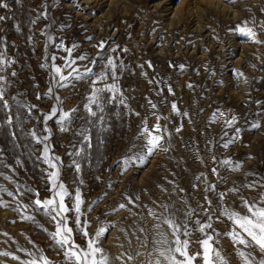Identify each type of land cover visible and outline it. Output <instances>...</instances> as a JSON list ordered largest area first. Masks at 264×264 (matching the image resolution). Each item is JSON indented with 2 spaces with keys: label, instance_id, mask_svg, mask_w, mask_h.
Here are the masks:
<instances>
[{
  "label": "rangeland",
  "instance_id": "rangeland-1",
  "mask_svg": "<svg viewBox=\"0 0 264 264\" xmlns=\"http://www.w3.org/2000/svg\"><path fill=\"white\" fill-rule=\"evenodd\" d=\"M106 1L0 0L7 5L0 7V17H6L0 20V88L8 104L0 102V187L7 190L0 192V264H75V257L65 256L68 247L53 238L62 217L53 220L54 213L34 203L54 195L52 169L42 159L45 145L49 157L60 158L54 162L57 183L69 193L66 207H73L77 189L81 193L79 226L75 211L64 214L79 249L87 250L103 227L97 246L112 264H145L159 239L154 225L174 239L157 219L164 213L187 225L190 235L180 239L189 241L192 264H204L200 242L206 236L213 237L209 243L226 264H245L240 251L258 264L264 253L233 242L227 235L233 225L221 209L248 214L242 200L264 193V0H111L110 18ZM109 58L115 80L106 67ZM73 67L93 71L59 87L60 76ZM113 83L115 92L101 93L103 112L92 104L97 116H91L85 105L93 89ZM54 105L77 110L67 130L57 123L59 112L45 121ZM157 124L161 148L143 163L126 165L125 158L146 143L143 128ZM237 163L239 169L232 170ZM205 222L212 227L199 231ZM210 259L215 264L214 253Z\"/></svg>",
  "mask_w": 264,
  "mask_h": 264
},
{
  "label": "snow or ice",
  "instance_id": "snow-or-ice-1",
  "mask_svg": "<svg viewBox=\"0 0 264 264\" xmlns=\"http://www.w3.org/2000/svg\"><path fill=\"white\" fill-rule=\"evenodd\" d=\"M227 2H232V0H227ZM0 7H7L6 4L0 5ZM6 17H0V20H4ZM246 23V22H245ZM240 31L246 35L255 36V33L251 31V29H245L243 27L240 28ZM259 42V41H256ZM100 47H103L101 44ZM79 60H87L88 58L86 56H80L78 57ZM5 60L3 58V54H0V64H4ZM10 63V62H9ZM92 64H95V61L91 62ZM106 67H111L113 69L111 78L115 80L116 78V72L115 68L116 65L113 63L112 59L109 58L107 60ZM93 69L91 67H86L83 71H81L79 68L73 67L72 70L68 73V76L65 77L63 75L60 76V81L58 82L59 87H64L65 83L64 81L68 80L69 78L81 80L84 79L85 76H91ZM56 72H60V69L57 68ZM15 75V73H13ZM239 75V74H238ZM107 78V73L102 71L99 74V79L104 80ZM4 77L0 76V81H3ZM94 84L96 81L93 82ZM105 90L110 92H115L117 90L115 83L108 86L106 85L105 88H94L92 95L89 97V104L85 105L86 109L89 111L90 115L93 117L97 116V112L92 110L90 105L95 104L97 109H99L100 112H103V107L101 106V93ZM171 91V89H169ZM52 89H49V94H51ZM60 98L57 97V100ZM0 102H3V106L5 108L8 107V104L6 101H4L3 97V89L0 88ZM123 104V100L120 101ZM151 103V102H150ZM35 107V106H32ZM152 107L155 108V104H152ZM172 110L176 111V105H172ZM77 111L76 109H71L69 111H64L62 108L58 106H53L51 113L48 115H45L44 119L45 121L51 119L53 116L57 115V112H59V118L57 120V123L62 126L61 130H67L68 124L71 122V116L73 113ZM216 115L215 113L213 114ZM220 115H223V113H220ZM100 119L102 120L103 117L101 116ZM159 119V117L157 118ZM235 121V117H232L230 120L226 121L227 124H231ZM254 127L257 125H253ZM180 129H177L179 131ZM160 131V125L157 124L153 127L152 130H149L146 126L143 128V134L146 137V143L143 145L140 149V153H134L132 156L126 157L124 160V163L126 165L134 164L137 161L140 163H143L146 156L152 155L158 148H161L160 141L162 139V136L156 135L154 133ZM239 130L237 129V132ZM35 133L33 132V136L35 137ZM48 139L47 136L43 137V140L46 141ZM84 140L86 142H89V137L87 135L84 136ZM37 142H42L40 138H37ZM232 143V141H228L223 146L228 147V145ZM90 146V142H89ZM163 151H168L166 148H162ZM49 149L47 145H45L44 148V155L42 159L45 163L48 164L49 168L52 169L51 172H49V182L52 185V191L54 193L53 197L46 200H35L34 203L37 207L43 208L48 212L49 214L54 213L52 215V219L56 220L57 217H62V222L58 221L56 232L53 233V238L56 239V242L61 247H68V251L65 252L66 258L71 259L72 257H75V264H112L111 258L108 256L106 251L97 246V242L99 241L101 235L105 232V229L103 227H100L97 229L94 236L90 237L88 242V248L87 250L79 249L78 246H76L71 241V233L72 229L67 227V216L64 215L65 213L69 211H75L77 213V225L80 224L79 214H80V205L82 204L81 199V193L79 189H77L75 193V202L73 204V207L71 209L67 208L64 199L66 196L69 195V193L65 190V185L63 183H57V178L59 176L58 166L54 161L59 160V157H49L47 155ZM83 149L81 151H78L75 153V155L79 156L81 155ZM143 153V154H141ZM75 163L76 170H80L79 163ZM222 163L224 164H230V160H225ZM240 167V164L237 163L234 165L232 170H238ZM215 169H213V172L215 173ZM264 186V185H261ZM248 188H254L256 187V184H249L246 185ZM58 189V190H57ZM7 191L6 189L0 187V192ZM235 191V189H233ZM9 196H13L12 192H7ZM223 198V196L221 197ZM131 202V200H129ZM242 203L244 207L247 209L248 214H241L238 211L234 209H230L228 207H223L221 209V215L226 216L229 221H231L233 225V230L230 233H227L231 237L234 243H239L242 245H245L246 247L254 245L255 247H258L261 253H264V193L260 194V197L256 200H253L252 202H249L248 200H242ZM3 204V201H0V205ZM209 204L211 205V202L209 201ZM125 205L121 204L119 205V208H124ZM164 208V212H167V205L162 206ZM207 211V210H205ZM150 215L156 216L157 214L150 210ZM25 219H31V217H24ZM158 220L162 221V223L167 224L168 227L171 229V235L174 237V239L170 240L168 238V234L165 232L160 231V223H157L154 225V228L156 229V235L159 237V239H154L153 244L155 247L152 251H149L146 253V262L145 264H192V261L196 259L195 256H189L187 249L189 247V241L187 239L181 240L180 235L183 234L184 236L190 235L189 230L187 229V225L181 226L178 222H176L171 216L165 215L164 213H161L158 217ZM212 217L209 216V221H211ZM219 219V217H217ZM199 224V221H197ZM184 228L183 233H181V228ZM212 225L210 222H205L203 224L199 225V231L205 232L206 229L211 228ZM238 229V231H237ZM86 236L89 235L87 232L84 233ZM57 237H59L57 239ZM213 239L212 236H206L204 240H202L201 246L203 248L204 252V264H214V261L210 259V254L214 253L215 255V264H226L224 261V258L221 256L220 252L218 250H215L212 248L211 244L209 243ZM3 255H9V253L5 252L2 253ZM32 255V254H29ZM137 255H140L138 252ZM241 257H245V264H257L255 258L251 256L250 253L246 254L243 251H240L238 253ZM179 257H183V259H180ZM15 258V257H14ZM41 260H44L43 257L40 258ZM119 259V258H118ZM129 259H134L133 257H129ZM27 264H36L35 260H30L27 262ZM44 264H48L46 260H44ZM258 264H264V259L259 260Z\"/></svg>",
  "mask_w": 264,
  "mask_h": 264
},
{
  "label": "bare ground",
  "instance_id": "bare-ground-1",
  "mask_svg": "<svg viewBox=\"0 0 264 264\" xmlns=\"http://www.w3.org/2000/svg\"><path fill=\"white\" fill-rule=\"evenodd\" d=\"M99 1V0H98ZM107 6H108V9L106 10V16L108 18H110L112 16V13H113V10H114V3H112L111 0H107ZM116 3V2H115ZM173 12V11H172ZM179 12L178 9L174 11L173 15H172V19L174 20L175 19V15L176 13ZM183 15V14H182ZM181 20V19H180Z\"/></svg>",
  "mask_w": 264,
  "mask_h": 264
}]
</instances>
